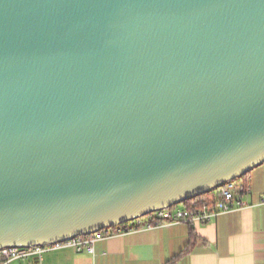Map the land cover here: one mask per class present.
I'll return each mask as SVG.
<instances>
[{
    "label": "water",
    "instance_id": "obj_1",
    "mask_svg": "<svg viewBox=\"0 0 264 264\" xmlns=\"http://www.w3.org/2000/svg\"><path fill=\"white\" fill-rule=\"evenodd\" d=\"M264 163V0H0V249L182 204Z\"/></svg>",
    "mask_w": 264,
    "mask_h": 264
},
{
    "label": "crops",
    "instance_id": "obj_2",
    "mask_svg": "<svg viewBox=\"0 0 264 264\" xmlns=\"http://www.w3.org/2000/svg\"><path fill=\"white\" fill-rule=\"evenodd\" d=\"M245 181L248 206L207 224L128 232L96 242L93 255L66 248L16 264H264V163L248 172Z\"/></svg>",
    "mask_w": 264,
    "mask_h": 264
},
{
    "label": "built area",
    "instance_id": "obj_3",
    "mask_svg": "<svg viewBox=\"0 0 264 264\" xmlns=\"http://www.w3.org/2000/svg\"><path fill=\"white\" fill-rule=\"evenodd\" d=\"M250 191L249 182L241 178L228 181L209 192L212 203L202 209H189L182 204L148 213L121 225L101 229L85 236H78L66 241L46 246L7 247L0 249V264H10L15 260H27L36 257L41 260L43 254L60 250L72 249L76 253L94 254L96 242L120 236L128 232L157 228L163 225L184 223L191 226L211 222L217 216L246 208V195Z\"/></svg>",
    "mask_w": 264,
    "mask_h": 264
},
{
    "label": "trees",
    "instance_id": "obj_4",
    "mask_svg": "<svg viewBox=\"0 0 264 264\" xmlns=\"http://www.w3.org/2000/svg\"><path fill=\"white\" fill-rule=\"evenodd\" d=\"M245 177H246V174L241 177V180L245 181ZM211 203H212V200L210 199V194L209 193H206L204 195H201V196H198V197H194V198H192L190 200H187V201L183 202L182 205L186 206L189 209H202V208H205V207L210 206ZM188 249L189 248L187 247L181 253L182 254H185L188 251ZM173 263H174V261L167 262V264H173Z\"/></svg>",
    "mask_w": 264,
    "mask_h": 264
},
{
    "label": "rangeland",
    "instance_id": "obj_5",
    "mask_svg": "<svg viewBox=\"0 0 264 264\" xmlns=\"http://www.w3.org/2000/svg\"><path fill=\"white\" fill-rule=\"evenodd\" d=\"M16 261H18V262H16ZM19 261L22 262V260H15V261H13L11 264L20 263Z\"/></svg>",
    "mask_w": 264,
    "mask_h": 264
}]
</instances>
